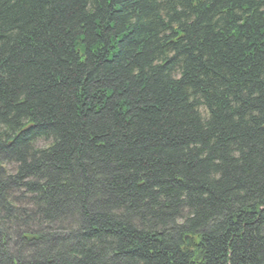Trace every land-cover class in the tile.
<instances>
[{"label": "trees", "instance_id": "1", "mask_svg": "<svg viewBox=\"0 0 264 264\" xmlns=\"http://www.w3.org/2000/svg\"><path fill=\"white\" fill-rule=\"evenodd\" d=\"M0 264H264V0H0Z\"/></svg>", "mask_w": 264, "mask_h": 264}]
</instances>
